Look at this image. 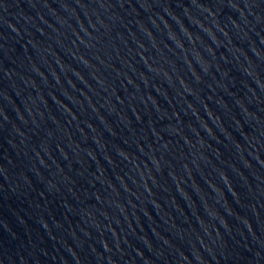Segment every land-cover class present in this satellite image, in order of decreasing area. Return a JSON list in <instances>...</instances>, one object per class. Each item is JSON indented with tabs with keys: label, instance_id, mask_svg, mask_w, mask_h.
<instances>
[{
	"label": "water",
	"instance_id": "1",
	"mask_svg": "<svg viewBox=\"0 0 264 264\" xmlns=\"http://www.w3.org/2000/svg\"><path fill=\"white\" fill-rule=\"evenodd\" d=\"M0 264H264V0H0Z\"/></svg>",
	"mask_w": 264,
	"mask_h": 264
}]
</instances>
